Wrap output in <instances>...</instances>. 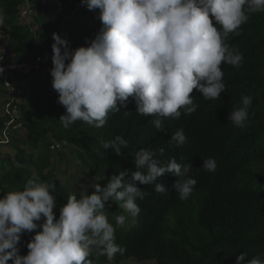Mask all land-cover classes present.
Returning a JSON list of instances; mask_svg holds the SVG:
<instances>
[{
    "label": "clouds",
    "instance_id": "clouds-1",
    "mask_svg": "<svg viewBox=\"0 0 264 264\" xmlns=\"http://www.w3.org/2000/svg\"><path fill=\"white\" fill-rule=\"evenodd\" d=\"M25 3L19 5L18 17ZM33 9L35 15L37 9ZM88 9L91 14L99 11L101 27L87 46L70 49L67 20L76 11ZM48 11L44 14L54 16L48 18L53 19L56 31L51 35L53 43L48 44L51 64L44 75L51 74L57 102L66 110L61 123L66 128L78 120L96 128L107 123L119 136L103 143V148L129 154L136 171L125 167L112 171L111 178L99 179L87 177L84 166L91 185L81 186L80 198L70 195L59 217H55L54 194L49 191L56 185L37 175L27 180L23 190L7 192L0 198V264L10 259L13 264H92L94 253L106 256V264H112L125 249L114 242L115 229L106 216L105 203L114 201L113 207L121 214L115 217L116 224L127 229L140 219L144 202L153 196L155 203L171 187L181 200L193 192L197 182L189 176L192 164L182 166L174 158L165 163L164 149L148 130L165 132L164 118L179 119L195 112L196 90L206 100L220 98L226 90L221 64L239 68L243 60L226 40L230 33L241 32L240 26L251 14L264 11V0H75L70 15L59 17ZM4 23L0 12V29ZM0 88V97L5 98L1 84ZM252 101L244 95L241 106L230 111L228 120L235 127L246 126ZM143 131L147 139L130 152L120 136ZM170 133V145L186 143L182 128ZM11 135L3 148H9ZM63 145L69 147L53 140L50 149L63 154ZM202 167L214 172L217 165L208 158ZM174 175L179 179L173 184ZM91 187L95 191L88 194ZM42 217L43 223L38 224ZM38 228L27 243V254L20 255L22 233ZM246 255H238L236 264H264L258 255L245 261Z\"/></svg>",
    "mask_w": 264,
    "mask_h": 264
},
{
    "label": "trees",
    "instance_id": "trees-1",
    "mask_svg": "<svg viewBox=\"0 0 264 264\" xmlns=\"http://www.w3.org/2000/svg\"><path fill=\"white\" fill-rule=\"evenodd\" d=\"M59 1L64 6L62 13L70 15L75 0ZM25 2L35 9L40 6L50 9L43 0H0V12L5 15L2 28L11 35L7 53L17 58L26 53H41L33 30L46 39L49 33L52 35L56 31L53 19L45 15L37 14L30 27L20 23L19 5ZM240 27L241 32L230 33L226 43L242 54V64L239 68L221 64L226 90L220 98L206 100L196 90L195 112L179 119L164 118L165 132L148 130L164 149L165 163L174 158L182 166L192 164L189 176L197 182L193 192L185 200L179 198L173 187L168 189V195L161 194L155 203L153 196L152 200L144 202L140 219L127 229L116 224L115 217L121 214L113 207V200L107 201L106 216L115 229L114 242L125 249L123 255L116 254L112 264L128 258L150 259L154 264H236V257L241 253L247 254L245 261L257 255L264 261V11L251 14ZM48 40L51 45L53 37ZM87 44L83 35L70 49ZM27 80H21L22 93L17 100L22 127L12 131L8 144L14 153H3L0 158L1 189L6 193L23 190L33 175L55 184L56 188L50 189L54 194L55 217H59L70 195L80 198V194L55 175V156L50 149L53 140L74 148V154L87 167L89 178H111L112 171L125 167L136 171L129 154L122 151L117 155L112 148H103V143L119 136L107 123L96 128L78 120L67 128L63 126L59 118L66 110L57 102L58 93L52 87L50 73L42 77L38 91H33ZM244 95L251 96L253 101L246 126L238 128L228 117L231 110L241 106ZM4 101L5 98L0 97V133L7 119L1 114ZM181 128L186 143L180 147H175L174 143L170 145L173 134L170 131ZM144 132L120 137L133 152L147 139ZM208 158L216 162L214 172L202 167L203 160ZM178 179L174 175L172 183ZM94 191L93 187L87 188L88 194ZM31 239L22 233L18 244L20 255L27 254V243ZM90 259L92 264L108 263L104 255L94 253ZM7 264H13V260Z\"/></svg>",
    "mask_w": 264,
    "mask_h": 264
},
{
    "label": "rangeland",
    "instance_id": "rangeland-1",
    "mask_svg": "<svg viewBox=\"0 0 264 264\" xmlns=\"http://www.w3.org/2000/svg\"><path fill=\"white\" fill-rule=\"evenodd\" d=\"M46 3L49 5L51 11V14H62L61 9L64 7L63 4L59 0H43V4ZM42 5V4H41ZM25 8V6H22L21 11ZM47 9H44L43 6H40L37 9V14L42 15ZM48 11V12H49ZM88 10H78L76 11L70 19L67 20L68 23L71 24V30L69 33H67V38L69 42L75 46L79 38L81 36H85L87 39V42L90 43V41L95 37L96 33L98 32L99 28L101 27V21L99 20V11H93L94 13L92 15L88 14ZM92 11V10H90ZM46 15V14H45ZM48 17H54L50 16V14H47ZM2 46H6L7 44L2 43ZM44 74L42 73H36V75H31L30 77L26 78L28 79V83H31V89L33 91H38L41 86L42 77ZM21 80H24V77H18ZM31 91V92H33ZM61 150L63 152L62 157H60L58 151H53L52 153L55 156L54 164H55V175L56 177L65 182L66 185H68L69 188H71L74 192L77 194H80L81 186H90V181L85 177L84 169L85 168L82 165V162L75 157L74 149L72 147H66L63 145L61 147ZM4 154L7 152L8 154H13V150L8 148L7 146L5 148L2 147V144H0V153ZM0 157H2V154H0ZM50 194L51 190L49 189ZM6 195V192L2 189L0 192V198H3V196ZM104 214H106L105 209L103 210ZM44 217L41 218L40 221H37L38 224L43 223ZM41 229L33 230L32 232L24 231L23 233L26 235H29L30 237H33L35 235L36 231H40ZM119 264H154L153 260H144L140 261L135 258H130L127 260L122 261Z\"/></svg>",
    "mask_w": 264,
    "mask_h": 264
},
{
    "label": "built area",
    "instance_id": "built-area-1",
    "mask_svg": "<svg viewBox=\"0 0 264 264\" xmlns=\"http://www.w3.org/2000/svg\"><path fill=\"white\" fill-rule=\"evenodd\" d=\"M25 8L20 11L22 18H30L34 14V9L27 2L23 5ZM61 34V33H60ZM1 42L7 44L0 47V68H3V72H0V84L6 94L5 101L2 105V114L7 116L4 121V128L2 130V137H0V144L6 143L9 139V135L12 131L22 127L21 121V109L18 106V97L22 93V88L19 86L20 79L32 72L38 71L43 68L45 71L49 70L50 62V50L48 43L43 42L41 45L44 51L36 55L32 59L27 60H14L7 58V49L9 47L11 36L8 32L0 29ZM7 58V59H6ZM0 188V192H1Z\"/></svg>",
    "mask_w": 264,
    "mask_h": 264
},
{
    "label": "crops",
    "instance_id": "crops-1",
    "mask_svg": "<svg viewBox=\"0 0 264 264\" xmlns=\"http://www.w3.org/2000/svg\"><path fill=\"white\" fill-rule=\"evenodd\" d=\"M37 15V13L35 14V15H33L32 17H30V18H22V16L21 15H19V17H18V21L20 22V23H22V24H26V25H28L29 27L30 26H32V22L34 21V17ZM42 15H45L44 13L42 14ZM46 16V15H45ZM47 18H48V16H46ZM2 30H4V31H6V32H8V33H10L8 30H6V29H3L2 28ZM33 34H34V37H38L37 38V42H38V44L41 46L42 44H43V42H46V43H48L49 44V38L51 37V33H49V35H48V38L46 39V38H43V37H39L38 35H37V32L36 31H34L33 30ZM2 40H1V37H0V42H1ZM41 48H42V51H41V53L44 51V48L41 46ZM7 58L8 59H10V58H12V59H14V60H27V59H32V58H34L36 55H31V54H29V53H26L25 55H23L21 58H17L16 57V55H14L13 53H11V54H9V53H7ZM36 73H42V74H44L45 73V70L43 69V68H40L38 71H36V72H34L32 75H36Z\"/></svg>",
    "mask_w": 264,
    "mask_h": 264
}]
</instances>
